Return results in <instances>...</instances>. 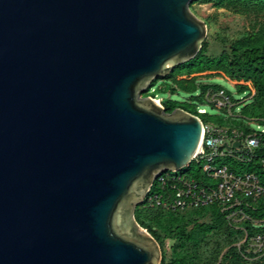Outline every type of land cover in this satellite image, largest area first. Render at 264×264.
<instances>
[{
  "label": "water",
  "instance_id": "obj_1",
  "mask_svg": "<svg viewBox=\"0 0 264 264\" xmlns=\"http://www.w3.org/2000/svg\"><path fill=\"white\" fill-rule=\"evenodd\" d=\"M193 1L0 0V264H160L135 209L202 122L143 94L198 54Z\"/></svg>",
  "mask_w": 264,
  "mask_h": 264
},
{
  "label": "trees",
  "instance_id": "obj_2",
  "mask_svg": "<svg viewBox=\"0 0 264 264\" xmlns=\"http://www.w3.org/2000/svg\"><path fill=\"white\" fill-rule=\"evenodd\" d=\"M198 1L213 2L216 8L227 9L240 15H264V0H194L192 5ZM182 66L196 70L187 76L217 72L231 80L250 83L254 89L253 96L248 86L238 85L236 88L239 96L247 93V100H243L239 114L250 122L264 125V22L255 24L249 32L239 35L218 55L209 54L208 41L204 40L198 54L191 61L173 68L165 78L154 80L143 94L144 97L152 99L157 96L155 91H165L170 96L182 94L187 96L191 104L214 109L205 99L211 90L207 83H194L191 79L177 80L182 75L176 74V69ZM158 83L160 85L156 87ZM213 89V92L221 90L217 86ZM226 93L234 104L231 109L232 117L227 116L226 109L219 111L217 127L235 128L243 131L245 135L253 133L235 118V103L240 101L235 100L229 92ZM160 104L166 113L179 108L198 118L202 116L187 102L168 100L161 101ZM223 151L224 149L220 150ZM226 163L227 167L236 173L245 167L249 172L264 178V134L249 161L228 157ZM185 168V174L200 180L201 174L194 162ZM192 171L194 174H191ZM134 218L158 243L161 251L160 264H264V257L249 259L250 257L243 254L244 248L236 246L243 238L242 232L225 219V215L217 206L170 212L149 210L142 203L136 207ZM243 227L250 228L248 223H244Z\"/></svg>",
  "mask_w": 264,
  "mask_h": 264
},
{
  "label": "built area",
  "instance_id": "obj_3",
  "mask_svg": "<svg viewBox=\"0 0 264 264\" xmlns=\"http://www.w3.org/2000/svg\"><path fill=\"white\" fill-rule=\"evenodd\" d=\"M251 93L253 96L254 91ZM205 99L214 109H226L227 116L232 117L234 105L225 90H209ZM197 113L204 115L206 111L197 109ZM255 125L260 131L245 135L235 128L202 123L200 147L192 160L201 174L200 180L179 171L161 172L147 192L144 206L170 212L217 206L225 219L242 232L243 238L236 246L244 248L243 254L249 259L264 257V178L251 172L240 175L227 166L211 165L219 155L249 161L264 134V125ZM234 143H239V147H233ZM221 149L224 151L220 152ZM244 223L250 228L243 227Z\"/></svg>",
  "mask_w": 264,
  "mask_h": 264
},
{
  "label": "rangeland",
  "instance_id": "obj_4",
  "mask_svg": "<svg viewBox=\"0 0 264 264\" xmlns=\"http://www.w3.org/2000/svg\"><path fill=\"white\" fill-rule=\"evenodd\" d=\"M193 3V2H192ZM192 3L190 5H192ZM190 7V11L196 16L199 20L203 21L207 27V36L205 40L208 41V52L210 55H218L223 48L227 49L231 41L235 40L239 35L245 32H249L252 27L257 23L264 22L263 14L249 13V14H236L230 10L223 8H216L213 2H195ZM196 72V70L188 69L185 66L179 67L176 69V74L182 75L177 78V80L191 79L194 83H207L208 87L211 90H214V86L220 87L221 89L229 92L235 100L241 101V103H235L237 105L235 110V118L237 122L242 123L244 127L249 128L251 131L258 133L260 130H257L255 123L244 118H241L239 112L241 110V105L244 103L243 100H247V93L243 95H238L236 88L238 85H242L241 82L231 80L229 77L225 76L222 73L217 72H203L200 74L190 73ZM160 83L156 85L159 86ZM248 86L249 89L254 91L250 83H245V86ZM155 87V89H157ZM157 94L155 100L159 101H177V102H187L191 105L194 110L205 109L206 116L202 115L199 117L201 122L204 125H211L217 127L218 124L217 118L219 111L212 109L208 106H201L198 104H191L190 100L187 99L185 95H175L170 96L165 91H155ZM234 105V104H233ZM227 127V126H224ZM228 157L226 155H219L215 161L211 164L213 167L227 166ZM238 174L244 175L250 173L245 167L237 171ZM180 174L187 173V168H184L179 171ZM191 174H194L193 171Z\"/></svg>",
  "mask_w": 264,
  "mask_h": 264
}]
</instances>
